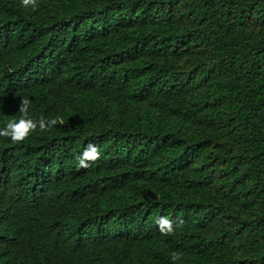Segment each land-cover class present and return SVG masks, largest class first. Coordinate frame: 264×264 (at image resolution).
I'll return each mask as SVG.
<instances>
[{"label": "trees", "instance_id": "1", "mask_svg": "<svg viewBox=\"0 0 264 264\" xmlns=\"http://www.w3.org/2000/svg\"><path fill=\"white\" fill-rule=\"evenodd\" d=\"M37 5L0 0V128L64 123L0 137V264H264V0Z\"/></svg>", "mask_w": 264, "mask_h": 264}, {"label": "clouds", "instance_id": "2", "mask_svg": "<svg viewBox=\"0 0 264 264\" xmlns=\"http://www.w3.org/2000/svg\"><path fill=\"white\" fill-rule=\"evenodd\" d=\"M22 5L24 7L31 6L33 9L38 7L37 0H22ZM31 104V99L27 97L21 98L18 110L21 114L20 118L18 120H9L5 127L0 128V137L10 138L13 143H22L37 130L40 132H47L56 125H62L64 123L63 118L60 116L47 119L44 117H41L38 120L33 119L29 114ZM101 155L102 153L99 146L93 143H88L83 152L76 157V160L78 161L77 166L81 169H88L92 164L100 160ZM156 222L163 234H171L175 231L173 221L167 217H160ZM178 259H180L179 254L173 252L172 260L176 261Z\"/></svg>", "mask_w": 264, "mask_h": 264}]
</instances>
